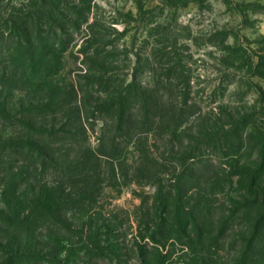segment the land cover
I'll list each match as a JSON object with an SVG mask.
<instances>
[{"label": "rangeland", "instance_id": "374dc122", "mask_svg": "<svg viewBox=\"0 0 264 264\" xmlns=\"http://www.w3.org/2000/svg\"><path fill=\"white\" fill-rule=\"evenodd\" d=\"M32 2L0 0V264H245L228 173L264 161V0H57L18 46ZM239 122L236 158L183 159Z\"/></svg>", "mask_w": 264, "mask_h": 264}, {"label": "trees", "instance_id": "16d2710c", "mask_svg": "<svg viewBox=\"0 0 264 264\" xmlns=\"http://www.w3.org/2000/svg\"><path fill=\"white\" fill-rule=\"evenodd\" d=\"M57 0H34L32 2V7L34 8L32 11L28 12H13L11 14V27L10 33H13L15 36L16 42L18 46H21L23 41H30V34L28 35L27 27L28 23L30 26H35L37 29L41 28L42 22L47 17V22L50 24L53 22L55 17L57 16V11H59ZM46 16V17H45ZM36 40L45 39L41 35H36ZM148 101H143V105L147 104ZM149 107V106H147ZM147 110V109H145ZM145 113V111H144ZM250 132L253 134V124L251 125ZM247 125L246 123H232L230 125L229 130H226L223 127L216 126L214 123L213 126H207L206 129L203 130L204 136H206V140L203 139L200 142H196L195 146L190 147V150L187 151L186 156L183 158L188 163H193L200 159H203L201 154H197L199 148L203 143L214 144L219 142L220 140L224 141V144L227 145V148L224 150L223 157H234L236 158L239 154V151L243 146V136H247L246 133ZM255 134L259 140V157L264 158V131L261 129H256ZM210 147V146H209ZM199 155V156H198ZM238 176V187L243 191L239 196V202H237V207L235 211L243 210V215L247 216L246 211H257V216L253 217L250 222H246V231L248 232V236L243 238V243H245L244 247L247 246L245 252L239 254V257L243 259L245 264H251L254 261L256 262L255 255L260 252H253L254 246L256 244H261V241L264 240V161L263 164L260 165L257 169L253 171V169L247 168L242 170H235L228 173V179L230 185L233 184L231 176ZM238 203L240 205L238 206ZM244 227V228H245ZM246 232V233H247ZM245 236V235H243ZM260 247V245L258 246ZM0 249H2V245L0 244ZM250 249V251H249ZM3 251V250H2ZM5 251V250H4ZM91 251V250H90ZM91 254V252L89 253ZM254 255V256H253ZM16 256V254H15ZM3 264H13L14 254L12 253H4L3 256ZM254 257V261H253Z\"/></svg>", "mask_w": 264, "mask_h": 264}]
</instances>
